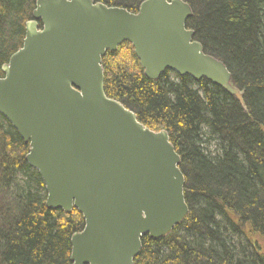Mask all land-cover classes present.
I'll return each mask as SVG.
<instances>
[{
    "label": "water",
    "instance_id": "1",
    "mask_svg": "<svg viewBox=\"0 0 264 264\" xmlns=\"http://www.w3.org/2000/svg\"><path fill=\"white\" fill-rule=\"evenodd\" d=\"M183 0H143L136 12L94 0H36L22 47L1 68L0 116L17 132L46 191L45 206L81 214L71 264H134L189 214L180 157L104 92L102 58L129 43L145 77L206 80L245 109L220 60L186 28Z\"/></svg>",
    "mask_w": 264,
    "mask_h": 264
},
{
    "label": "trees",
    "instance_id": "2",
    "mask_svg": "<svg viewBox=\"0 0 264 264\" xmlns=\"http://www.w3.org/2000/svg\"><path fill=\"white\" fill-rule=\"evenodd\" d=\"M36 0H0L1 68L22 47ZM136 12L143 0H94ZM186 28L224 63L239 102L206 80L166 71L148 80L124 42L102 58L104 92L180 157L189 214L167 237L141 240L134 264H264V0H183ZM25 145L0 116V264H71L78 211L45 206L46 191Z\"/></svg>",
    "mask_w": 264,
    "mask_h": 264
}]
</instances>
